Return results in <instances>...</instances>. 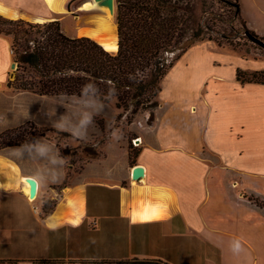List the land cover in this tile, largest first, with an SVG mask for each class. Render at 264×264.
Segmentation results:
<instances>
[{
	"label": "crops",
	"instance_id": "1",
	"mask_svg": "<svg viewBox=\"0 0 264 264\" xmlns=\"http://www.w3.org/2000/svg\"><path fill=\"white\" fill-rule=\"evenodd\" d=\"M0 7L12 13L4 15L10 19L53 20L44 0H0ZM250 30L264 37L260 30ZM13 62L11 38L0 33V133L35 123L40 114L48 119L49 108L35 109L31 101L63 97L73 105L68 101L76 96H40L7 87ZM252 62L264 59L245 58L214 40L194 44L163 79L154 122L138 133L136 146L116 129L102 156L85 161L79 171L67 166V159L65 165H52L48 156L24 163L9 151L14 146L4 148L1 156L37 180L38 196L30 201L21 189L0 188V264H93L131 258L264 264V214L242 193L248 179L264 178V84L237 78L238 69L264 70V64ZM112 102L104 103L107 114L103 109L97 116L115 124L118 111ZM87 132L90 136L102 129L93 120ZM131 149L138 151L132 159ZM137 166L145 168L143 179L132 177ZM50 170L63 172L57 177L61 182L52 184L50 175L46 184L36 178ZM133 182L164 196L162 216L133 220L127 193ZM66 187L82 193L84 215L78 223L51 224L67 208L72 193L66 195ZM94 190L106 195H95L91 203ZM237 239L242 251L234 254L230 245Z\"/></svg>",
	"mask_w": 264,
	"mask_h": 264
},
{
	"label": "trees",
	"instance_id": "2",
	"mask_svg": "<svg viewBox=\"0 0 264 264\" xmlns=\"http://www.w3.org/2000/svg\"><path fill=\"white\" fill-rule=\"evenodd\" d=\"M117 3L116 52L108 51L90 37L68 36L57 18L31 22L0 14V33L11 38L13 61L17 64L15 77L8 80L7 87L41 96H79L81 88L92 82L99 90L98 99L104 103L115 101L116 107L128 114L127 121L130 123L141 111L156 107L155 98L162 90V81L175 62L194 44L205 40L216 41L212 37L215 29L200 14L204 12V4L199 2L198 5L193 0H117ZM234 6L246 37L251 40L248 37L251 34L264 42V37L248 29L242 19L239 0ZM237 78L242 83L264 84V70L251 72L238 69ZM122 115H118L117 120ZM30 125L31 130L25 131V134L21 132V127L0 133V151L9 146L31 147L39 137H45L40 127ZM46 131L72 137L70 132L54 127L46 128ZM90 148H86L83 154L90 158L101 155L98 150ZM59 152L66 157L69 149H59ZM73 152L77 156V151ZM137 154L138 151L135 156ZM84 157L77 156V161L69 159V165L87 160ZM259 207L264 208V204ZM45 262L53 264L56 261ZM103 262L110 263L107 260ZM112 263L170 264L159 259L140 258Z\"/></svg>",
	"mask_w": 264,
	"mask_h": 264
},
{
	"label": "rangeland",
	"instance_id": "3",
	"mask_svg": "<svg viewBox=\"0 0 264 264\" xmlns=\"http://www.w3.org/2000/svg\"><path fill=\"white\" fill-rule=\"evenodd\" d=\"M193 1H195L198 5L199 2L204 4L203 7L204 12L200 14L202 15V17L205 18L206 23H208V25L211 26L213 30L215 29L214 33L212 34V37L216 41L221 43L223 47L228 48L245 58L264 59V48L256 44L255 42L249 40L246 37L242 25V21L241 19L239 20L235 14L236 10L234 3L236 0H193ZM89 2H93V0H65L64 10L62 12L51 11L49 9L50 17L51 19L53 18V20L55 18L60 20L63 31L68 36L82 37L84 35H80L81 30L86 27H91L94 25V22L97 17H93V15L103 13L102 10L95 9L93 7L85 8V4ZM239 3H240L242 19L246 21V25L248 26V29L260 30L261 32L264 33V0H239ZM117 5H118L117 0H115V13H113V15H114V22L117 26V31H118ZM105 9L109 11L108 8ZM27 16L31 18V15H27ZM22 19L27 20L25 18ZM27 21H31V20H27ZM31 22H35V21H31ZM111 52H116V51H111ZM181 56L179 58H181ZM255 63L258 65L261 62H252V64L254 65ZM14 77H15V70L12 71L10 78L14 79ZM51 97H55V96H51ZM67 97H72V96H67ZM155 100L159 105L158 97L155 98ZM31 102L34 105L33 107L35 109L49 108L48 119L46 115L44 116V119H42L43 114H40V116H38L40 118L37 117L35 121L37 125L33 121H31L20 126L21 128L20 127L18 128H20L21 132L25 134V131L31 130L30 123L34 124L35 126L40 127L41 131L45 132V137H39V139L45 138L44 140L50 142L51 144H52L51 140H53L55 143L58 144L59 149L61 150L64 148H68L69 154L65 157L68 160L67 166H69L70 164L69 159L74 158L77 161V156L79 157L85 155L84 158H86L87 160L93 159L90 158V156H86V154H83V151L88 147H92V149L90 148L91 150L93 149L98 150V152H100L101 154L100 156H102V154L104 153L103 146L105 142H107V140L109 139L111 132H114V130L116 129L121 131L124 138L127 141H129L131 147H135L137 142L136 140L139 139L138 133L143 132V128H146L147 126L153 124L155 119V112L158 107L157 105L154 108L152 107L144 111H141L135 116L133 122L130 123L127 121L128 114L126 112L124 113L123 109L117 108L115 105V101H113L112 103L115 106V108H117L118 111L117 116L123 113L121 118L119 120L116 119L115 124H112L109 123L108 120H105L104 118L95 116L94 122L97 127H101L102 132L92 134L90 136H87L86 139L81 140L80 138L64 137L62 135H56L54 133H50L46 131V128L54 127V124L62 116L71 115L76 110L75 106L66 104L65 102L64 105H61L58 104V101L56 100L49 102L47 101L42 102L40 99H38V101H34V102L31 101ZM28 104L32 107L30 103ZM104 110L106 111V112L104 111V114H107L109 111L107 106H104ZM79 118H80L79 113L73 114L72 115L73 123L77 122ZM96 122H98L99 124H97ZM47 139H49L50 141ZM79 145H80L79 149H76V147H78ZM14 147L23 150L24 152L23 156H18L16 154L15 155L19 158L20 161L24 163H26V161H31L32 159H34V157L38 156L35 154V149L33 147H27V148L26 147L21 148L23 146H14ZM90 149H88L87 151L90 152ZM74 150L77 151V156L73 155ZM2 152L3 151L1 150L0 153L2 154ZM130 154L132 159L133 157H135L136 150L131 149ZM85 161L77 162L74 165L75 170L79 171L80 167L84 164ZM240 187H241L240 189H243L244 188L243 184H241ZM245 188L247 189L242 190L243 196L249 199V201L255 204L258 208H260L259 205L264 204V178L248 179ZM90 194H91V199H90L91 203L95 201V195L99 194L101 197H103V195H106L105 192L98 190H94ZM48 206L50 208L53 207V201L49 202V204H47V207ZM261 210L262 213L264 214L263 207ZM261 233L264 234V231L260 232V234ZM263 241H264V235H263ZM262 249H263L262 256L260 255L261 261L264 260V245H262ZM102 260H107L110 263H105V262L102 263ZM115 261L118 260L101 259V260H97L95 264H113L112 262Z\"/></svg>",
	"mask_w": 264,
	"mask_h": 264
},
{
	"label": "bare ground",
	"instance_id": "4",
	"mask_svg": "<svg viewBox=\"0 0 264 264\" xmlns=\"http://www.w3.org/2000/svg\"><path fill=\"white\" fill-rule=\"evenodd\" d=\"M44 2L51 11L62 12L64 10L65 0H44ZM91 7L100 9L103 13L93 15V17H97L96 20L94 19V25L82 29L80 35L95 39V41L103 45L108 51H117L118 31L114 22V15L105 9L107 7L99 5V3L94 0L93 2L85 4V8ZM0 14L3 16L12 15V13L4 7H0ZM36 20L37 22L45 21V19L42 18H37ZM144 172L145 169L143 168V170L137 172L136 176H144ZM28 177L29 176L20 173L15 163L0 155V188L21 189L29 197L30 201H34L37 199L38 194L30 196ZM65 193L66 195L72 193V195L67 196V208L60 215L51 218V224L58 222L78 223L82 217L84 212V197L82 193L79 191L73 192L71 189H66ZM127 193L129 195L128 201L132 206L131 216L133 220L143 222L159 218L164 214V205L166 203L164 202V196L161 194L155 193L151 189L143 185H138L135 182H133V185Z\"/></svg>",
	"mask_w": 264,
	"mask_h": 264
},
{
	"label": "clouds",
	"instance_id": "5",
	"mask_svg": "<svg viewBox=\"0 0 264 264\" xmlns=\"http://www.w3.org/2000/svg\"><path fill=\"white\" fill-rule=\"evenodd\" d=\"M99 96V90L94 83L89 82L85 84L80 90V95L76 96L75 99H70L68 101V103L75 106L76 110L71 115L62 116L54 124V127L58 130L70 132L73 138L78 137L81 140L86 139L88 126L93 123L94 117L101 114L104 109V103L101 99H98ZM58 104L64 105L63 97L60 98ZM75 113H79L80 118L77 122L73 123L72 115ZM25 147L27 148L29 146L25 145ZM31 147L35 149V154L39 157L48 156L52 165L66 164V158L60 157L58 149L44 139L38 140L36 144ZM9 151L18 156L24 155L23 150L20 148L11 149ZM35 175L36 178L44 184L48 183V177L50 175L52 177L51 183L57 184L61 182V179H58L57 177L63 176V172L50 170L47 173H38ZM230 249L234 254L240 253L242 251L241 241L239 239L233 241L230 245Z\"/></svg>",
	"mask_w": 264,
	"mask_h": 264
},
{
	"label": "water",
	"instance_id": "6",
	"mask_svg": "<svg viewBox=\"0 0 264 264\" xmlns=\"http://www.w3.org/2000/svg\"><path fill=\"white\" fill-rule=\"evenodd\" d=\"M94 1L98 2L99 5H103V6L107 7L112 14L115 13V0H94ZM248 37L253 42L259 44L260 46H262L264 48V42L263 41H260L259 39L254 38L251 34H248ZM11 68L13 70H16L17 64L15 62H13ZM143 168H144L143 166H137L133 169L134 170L132 173L133 179H135V180L143 179L144 176H136L137 172L139 170H143ZM27 180H28V183L30 185V188H29L30 189V196L37 195L38 194V182H37V180L33 177H28ZM66 189H67V187H66Z\"/></svg>",
	"mask_w": 264,
	"mask_h": 264
},
{
	"label": "built area",
	"instance_id": "7",
	"mask_svg": "<svg viewBox=\"0 0 264 264\" xmlns=\"http://www.w3.org/2000/svg\"><path fill=\"white\" fill-rule=\"evenodd\" d=\"M138 140V139H137Z\"/></svg>",
	"mask_w": 264,
	"mask_h": 264
}]
</instances>
